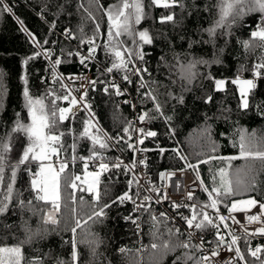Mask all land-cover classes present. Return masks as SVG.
<instances>
[{
    "label": "trees",
    "instance_id": "1",
    "mask_svg": "<svg viewBox=\"0 0 264 264\" xmlns=\"http://www.w3.org/2000/svg\"><path fill=\"white\" fill-rule=\"evenodd\" d=\"M118 2L5 0L12 12L0 10V142L7 140V134L11 133L18 118L23 124L30 123L25 89L32 99L45 97V104L50 105L53 97L49 93L63 97L70 91L71 97H74L73 91L64 82L69 74L90 71L92 80L98 82L88 84L81 92V96L87 93L83 104H87L88 108L81 107L75 112L71 110L69 118L60 126L61 131L68 133L62 137L66 147L73 143V136H79L84 121L88 120L101 130V138L105 134L112 138L107 140L108 148L96 146L104 160L110 165L115 164L117 158L119 161L122 158L136 161L135 152L128 148V143L136 147L132 119L147 113L145 119L149 122V131L157 135H145L140 146L147 153V167L154 179L162 170L185 166V161L179 158L183 156L188 163L195 165L200 181H203V190L198 195L201 201L207 200L208 192L204 189L210 191L213 187V175H216L218 183L219 170L226 169L233 174V180L237 170H240V178L247 184L254 182L255 187L234 197L221 198L220 207L227 208L233 199L246 196L264 202V161L227 159L240 156L242 132L252 150L264 147V69L260 70V76H256L254 70V65L264 63V42L250 35L259 22L260 13L254 12L237 19L230 27L217 29L210 36L207 29L218 19L216 0H182L183 8H164L152 5L151 0H142L145 17L134 27L137 31L147 30L153 43L143 45L144 60L137 61L140 67H147L151 73H144L146 86L140 88L141 81L131 73L132 82L129 83L123 79L122 71L113 69L112 73L106 72L111 67L112 58L106 55L103 46L109 38L105 10ZM169 14H174V21L161 23L160 17ZM97 24L100 25L99 33L96 32ZM89 39L95 42L96 51L92 59H86L82 64L81 56L89 55ZM120 39L127 47H132L130 37L124 35ZM245 42H249L248 47H245ZM37 53L40 54L37 56ZM177 57L185 64L199 60L207 63L197 64L196 77L190 83L181 82L169 74L168 68V65L176 63ZM56 59L61 60L59 65L55 64ZM237 76L252 78L255 83V87L247 93V109H241L238 86L232 83ZM173 79L177 82L173 83ZM218 79L225 81L219 90L215 85ZM113 83L121 86L122 95L116 94ZM106 86H109L107 92ZM74 90L80 93L79 88ZM145 93H151L155 101L147 98ZM181 97L183 102L178 99ZM156 104L160 105V112L155 111ZM57 105L65 108L69 102L60 99ZM129 124L133 129L131 141L123 133ZM92 131L95 133V128ZM121 136H124L123 140ZM75 143L76 163L73 164L70 159V148L67 153H60V159H64L65 155L69 157V167L61 174V207L55 215L57 223L43 222L51 204L35 199L30 176L25 166L21 165L17 170L14 198L9 210L0 214V246L21 245L31 236L30 242L21 245L22 264H30L33 257H41L43 264H71L73 233L70 229L74 226L72 209L75 208L76 218L81 221L75 237L76 264H184L186 256L199 259L196 247L178 246L182 244V234L169 220L163 216L154 220L155 216L148 208L138 213L135 209L138 186L135 182L131 187L128 185L135 174L126 171L123 166L110 167L100 175L98 202L93 200V193L79 191V188H85L79 181L76 182L77 189L66 187V181L83 170L79 157L87 158L92 148L91 141L86 138L77 139ZM27 144L24 133H12L11 151L6 154L5 184L0 191L6 190L11 176L10 166L17 162ZM161 148L165 150L163 154ZM122 165L127 164L122 162ZM38 166L39 161L27 163L33 173ZM89 167L98 169L92 161H89ZM124 192H129L132 199L113 204L105 209L101 218L88 219L94 209L98 211L105 203L111 204ZM73 195L75 203L71 199ZM212 195L215 196V193ZM80 197H83V203ZM20 201H24L23 206H20ZM200 210L188 208L185 211L188 215ZM201 218L198 216L197 220ZM204 230L212 232L210 226ZM165 244L169 245L168 249ZM240 246L248 264H261L264 255L252 259L247 244L241 241ZM122 248L126 251L121 252ZM187 264H194V261L188 260Z\"/></svg>",
    "mask_w": 264,
    "mask_h": 264
},
{
    "label": "snow or ice",
    "instance_id": "2",
    "mask_svg": "<svg viewBox=\"0 0 264 264\" xmlns=\"http://www.w3.org/2000/svg\"><path fill=\"white\" fill-rule=\"evenodd\" d=\"M151 4L155 6H163L164 8L169 7H176L179 6L181 8L184 7L182 0H151ZM215 7L217 9V16L218 19L214 21V24L207 29L210 36L214 35L217 29L223 28L225 26L230 27L232 23H235L237 19H242L246 15H250L254 12H259V22L256 24L255 29L251 32V38L259 39L260 41L264 42V0H216ZM0 10L3 12L11 13L12 9L9 7L8 4L5 3V0H0ZM105 15L108 18V40L104 43V49L106 55L111 56L112 63L111 67L106 69L107 73H112L113 69L118 71L124 72L123 79L129 83L132 81L130 80L129 73L134 76H137L138 79L141 81L140 88H144L146 85L143 82L144 80V73H149L147 67H140L139 62H143L145 53L143 51V45H150L153 43L152 37L149 35L147 30L137 31L134 25H139L141 20L145 17L144 12V5L142 0H119L118 3L112 4L109 6L107 10H105ZM174 21V14L164 15L160 17V22H172ZM21 27L23 25L21 24ZM96 32H100V25H96ZM31 35V34H30ZM68 35V33H66ZM127 35L131 38L132 47H127L125 42L120 39L121 36ZM137 37L139 38L137 40ZM33 43H36V38L32 37ZM47 43V41H45ZM87 43L90 45L88 49V57L81 56V63L84 64L85 60L92 59L93 54L96 51L95 42L92 39L87 40ZM249 42H245V47H248ZM264 46V45H262ZM40 53H37L38 56ZM50 55V53H48ZM69 55H73V53H69ZM79 55V53H76ZM31 59V57L29 58ZM163 59V58H162ZM61 63L60 59H56L55 64L59 65ZM199 63H207L206 61L199 60V61H190L187 64L183 63L176 58V63L172 65H168L169 74L177 77L181 82H191V80L195 79L196 72L195 68ZM85 66H87L85 64ZM131 66V67H130ZM261 69H264V63L254 65L255 75L260 76L262 75ZM98 81L91 80L89 84L95 85ZM173 83H176L177 80L173 79ZM233 84H238L240 96H241V109H247L249 107L248 100H247V93L249 90L255 87V83L251 79H240L239 76L232 80ZM225 84L223 80H216L215 85L216 88L219 90ZM113 87L116 89L117 95H122L120 88L118 85L112 84ZM182 87L184 84L182 83ZM105 91H108V87H105ZM26 97V107L28 110V116L30 118V123L23 124L20 122L19 118L16 121L15 127L11 130V133L7 134V140L0 142V189H3L5 184V170H6V154L11 151V135L12 133L22 132L27 138L28 144L24 146L23 151L15 164H12L11 167V176L9 178V182L7 183L6 190L0 191V214H4L9 210V204L13 200L14 196V183L17 175V170L20 169L21 165L25 166V170L28 172L30 176V185L31 190L36 193L35 199L37 201H44L45 203L51 204V211L46 213L43 218V222L45 224L57 223L55 214L60 211V188H61V174H64L69 167V157L65 155L64 159H60V153L64 152L67 153L68 149L70 148L72 151V156L70 157L72 163L77 162L76 156V148L77 145L75 141L77 139H87L91 141L92 148L89 149L90 155L86 158L84 156L79 157V161L83 164V180L81 179L80 175L73 174L72 177L66 181V187H70L72 189H77V181H81L82 184H87V188H79V191H87L92 193L95 191V195L93 196V200L98 202L99 201V190L96 187L99 184V177L100 175L108 171L110 168V164L104 162V157L100 155L97 150L96 146L99 145L100 149H106L109 147L107 143L108 139H112L111 137H107V134L104 135L103 138L100 136L101 130L96 127L95 124L90 123V121H84V128L83 131L80 132L79 136H73V143L68 145L67 147L62 142V137L68 135L67 132L61 131L60 126L63 121L67 120L68 114L71 111V107L64 108L58 107L57 100L63 99L69 102L70 106L77 105L80 101H83L87 93L85 92L84 95L79 97V100L76 97H71V92L69 91L63 97L55 95V93H49V96H52L53 99L51 100V104H45V97H41L39 99H32L29 96L27 89H25L24 93ZM145 96L149 99L155 101V97L151 93H145ZM71 97V98H70ZM180 102H183L182 97L178 98ZM208 100H211V97H208ZM83 107L85 109L88 108L87 104H84ZM155 111L160 112V105L156 104ZM264 114V113H262ZM19 117V114H17ZM147 116V113L140 115L139 120L144 121ZM170 119V118H166ZM95 128V133H93L92 129ZM132 127L129 124V127L123 129L124 136L128 137V141L133 139L132 137ZM141 133V137L137 138L139 144L144 143L143 136L147 137H155L157 135L156 132L147 131L144 132V129H137ZM254 135V134H253ZM124 136H121L120 139L123 140ZM235 146V145H234ZM240 156L239 157H230L227 159H237V158H245V159H259L264 161V147L257 148L256 150H252V147L249 145L247 141V137L243 134L240 136ZM128 148L132 149L133 152L136 151L135 146L132 143H128ZM143 150V149H142ZM165 150L163 148L160 149V152L163 154ZM179 156V153H177ZM53 157H55V161H53ZM181 160L185 161V169L186 168H193L195 170V165L190 164L187 162V159L183 156L179 157ZM216 157H212L215 159ZM221 159H225L221 157ZM96 160H100L98 164L99 171L89 172V161L95 163ZM32 161H39L38 170L34 173L30 168L27 167L28 162ZM47 162V163H46ZM139 163L143 164L144 161L140 160ZM58 165V167H57ZM124 167L126 171H132L136 167V161L134 160L131 165H122V162L119 161L117 158V162L112 164L111 167L114 168H121ZM185 169H181L184 171ZM161 180L169 176L170 174L167 172H161L160 174ZM219 182H216V175H213V187L209 191L207 188L204 190L208 192V200L209 202L206 203L203 207L204 208H211L217 210L218 214V221L213 220V218L203 210H200L199 213L194 211V214L191 218L183 217L186 220V223L189 228L193 226L196 229L203 230L209 226L216 229V244L217 247L227 246L229 251L233 250V246L237 245L238 241L241 237L234 234V231L230 230L229 235L231 236L230 241H226L225 237L220 234L219 224H224L225 228H228V225L225 221L229 217H225L224 215H219V210L217 208L218 204L221 202V198L227 199L229 197H234L236 195L242 194L244 191H248L254 189L255 184H247L244 180L240 178V170L236 172V179L233 180L232 173L226 169L219 170ZM89 177H91V181H89ZM136 183L139 186V179L137 177H133L132 180L128 181L129 187L132 186L133 183ZM203 185V181H201ZM158 191L156 189H152ZM215 193V196L212 194ZM137 196L139 193L137 192ZM167 198V197H165ZM187 198L190 200L192 199V194L188 193ZM72 202H76V197L73 195L71 197ZM132 197L129 195V192H124L122 195L116 197L115 200L109 203H105L102 207L99 208L98 211L95 209L92 212V215L88 216L89 220L93 218H101L105 215V209L110 208L113 204L124 203L127 200H131ZM145 200H149L150 197H145ZM80 202L83 203V197H80ZM135 203V201H133ZM31 204V201H28ZM159 203V200H157ZM24 201H20V206H23ZM238 205H243V207H239ZM143 205H138L137 207H142ZM174 207H182L188 205H179L174 204ZM259 207V214L254 215H247L246 219L249 223L252 222H259L264 220V202L257 201L254 198H249L246 200L235 201L231 202V206L227 208L228 213L230 214V218L232 219L233 224H238L239 221L236 220L235 217L231 216V213L236 211H244L247 212L253 207ZM191 207L195 210L196 205H191ZM72 219L74 220V226L71 227V232L73 233V239L71 241L72 244V253H71V264H76L78 259V252H77V240H76V231L78 228L81 227L80 219L76 218V209H72ZM164 216V213L160 214ZM198 216L202 217L199 219V222L194 224V221H197ZM126 219H131V217H126ZM153 219H157L153 217ZM135 223V221H133ZM179 232V230H177ZM261 234L264 235V228H257L254 234ZM249 235V233L245 232V239ZM191 237V233H189ZM31 236L28 237L26 241H22L21 245L26 242H30ZM21 245L16 246H0V264H22L24 260V256L22 253ZM203 245V237H201V244L200 245H191L190 240L183 242L182 244L178 245L184 248L196 247L201 248ZM155 248L156 245L153 244ZM166 249L169 248L168 244L164 246ZM235 258H230L228 264H235V259L238 258L239 260H244V255L241 252L239 247H235ZM262 250L261 247H256L254 250L249 248L248 251L251 256L256 257L259 259L258 253ZM121 252L126 251L125 249H120ZM212 256H218L219 253L216 249H212L211 251ZM179 259V258H178ZM188 260H193L194 264H200V260L196 259L193 256H186L184 264H187ZM204 261L208 260V256L205 255L203 257ZM30 264H43V260L41 257H33L30 261ZM60 264H69V262H60ZM175 264V262H174ZM261 264H264V261H261Z\"/></svg>",
    "mask_w": 264,
    "mask_h": 264
},
{
    "label": "built area",
    "instance_id": "3",
    "mask_svg": "<svg viewBox=\"0 0 264 264\" xmlns=\"http://www.w3.org/2000/svg\"><path fill=\"white\" fill-rule=\"evenodd\" d=\"M92 80V73L90 71L79 72L69 74L68 77L64 80L65 84L68 88L73 91V96H75L78 100L81 96V92L84 91L86 86L89 84V81ZM118 85V84H116ZM119 86V85H118ZM107 87V86H106ZM109 87V86H108ZM75 88H79L80 93L75 92ZM115 88V87H114ZM120 91L123 93L121 86H119ZM121 102V99H120ZM134 102V100H132ZM133 104V103H132ZM83 101H80L77 105L71 106V110L73 112L78 111L81 107H83ZM133 127H134V137L136 142V167L132 170L135 176L139 179V186H138V193L139 196L136 198V206L135 209L138 213H141L143 209H150L151 214L155 217L161 216V213H164L167 220L181 232L182 240L181 243L189 241L191 244L200 245L201 244V237H203V245L201 248H197V256L200 260L201 264H228L230 258H235V247L241 248L240 244L241 241L247 244L248 248L255 249L256 247H261L264 249V235L261 234H254L257 228H264V220L259 222H252L249 223L246 219L247 215H254L259 214L260 210L259 207H253L247 212L244 211H236L231 213L232 217H235L236 220L239 221L238 224H233L232 219L230 218V214L227 211V208L217 206L219 210V215H224L225 217H229L225 223L228 225V228L224 227V224H219L220 234L225 237L226 241L231 240V236L229 235V231H234V234L241 237L238 241L237 245L233 246V250L229 251L227 246L217 247L216 244V229L211 227L212 232L208 233L204 229H196L194 226L189 228L186 220L183 217L191 218L193 215L192 212L186 214V209L192 208L191 205H196V208H200L206 211L214 221L219 223L218 221V214L217 210L211 208H204L203 206L209 202L208 196L206 201H201L198 199V195L203 190V185L201 184L200 178L193 168H186L185 166L179 168H170L162 170L158 173V178L154 179L151 172L148 170L147 167V153L146 151L140 146L141 144L138 143L139 137H141V133L136 131L137 129H144L146 133L149 131V122L145 119L144 121L139 120V116H136L132 119ZM144 138V136H143ZM143 149V150H142ZM55 161V159L53 158ZM140 160H143L144 163H139ZM122 162L126 163L127 165H131L133 162L126 160L125 158L121 159ZM104 162L109 163L108 161L104 160ZM100 160H96L95 164L98 166ZM110 164V163H109ZM58 167V165H57ZM111 167V165H110ZM181 169H185L181 171ZM167 172L170 175L161 180L160 173ZM177 182V183H175ZM178 184L180 190L177 192L175 191V187ZM156 189L158 191L152 190ZM188 193L192 194V199H188ZM145 197H150L149 200H145ZM167 197V198H165ZM159 200V203H157ZM263 202V201H260ZM174 204L179 205H188L182 207H174ZM138 205H143L142 207H137ZM193 209V208H192ZM140 215H138L137 220H139ZM197 221H194V224ZM245 232L249 233L245 239ZM191 233V237L189 236ZM212 249H216L219 253L218 256H212L211 251ZM249 253V251H248ZM207 255L208 260L204 261L203 257ZM252 259H257L256 257L251 256ZM264 255V250L258 253L259 257ZM261 261H264V259ZM235 264H248L247 261L239 260L238 258L235 259Z\"/></svg>",
    "mask_w": 264,
    "mask_h": 264
},
{
    "label": "rangeland",
    "instance_id": "4",
    "mask_svg": "<svg viewBox=\"0 0 264 264\" xmlns=\"http://www.w3.org/2000/svg\"><path fill=\"white\" fill-rule=\"evenodd\" d=\"M240 79H251V80H253L252 78H249V77H245V78H240ZM218 80H222V79H218ZM237 86H238V91H239V85L237 84ZM239 93H240V91H239ZM75 97V96H74ZM69 107V105L67 106V107H65V108H68ZM54 158V157H53ZM40 163V162H39ZM88 171L89 172H94V171H99L98 169H96V168H91V167H88ZM75 175H80L81 176V179L83 180V170H82V172H80V173H76ZM89 181H91V177H89ZM79 182H81V181H79ZM84 186H85V188H87V184H84ZM97 188H98V185L96 186ZM93 193V195H95L96 193H95V191L94 192H92ZM249 198H254V199H256L255 197H253V196H246V197H241V198H236V199H233V200H235V201H240V200H246V199H249ZM232 200V201H233ZM257 200V199H256ZM231 201V202H232ZM258 201V200H257ZM230 206H231V204H230ZM239 207H243V205H238Z\"/></svg>",
    "mask_w": 264,
    "mask_h": 264
},
{
    "label": "bare ground",
    "instance_id": "5",
    "mask_svg": "<svg viewBox=\"0 0 264 264\" xmlns=\"http://www.w3.org/2000/svg\"><path fill=\"white\" fill-rule=\"evenodd\" d=\"M175 183H177V182H175ZM175 187V191L177 190V192L180 190V187L178 186V184L176 185V186H174Z\"/></svg>",
    "mask_w": 264,
    "mask_h": 264
},
{
    "label": "crops",
    "instance_id": "6",
    "mask_svg": "<svg viewBox=\"0 0 264 264\" xmlns=\"http://www.w3.org/2000/svg\"><path fill=\"white\" fill-rule=\"evenodd\" d=\"M47 163V162H46ZM51 211V209L50 210H48L46 213H48V212H50ZM56 215V214H55ZM55 218V217H54Z\"/></svg>",
    "mask_w": 264,
    "mask_h": 264
}]
</instances>
